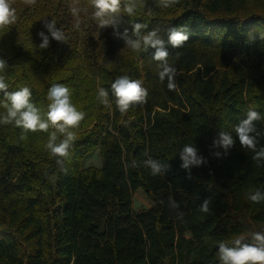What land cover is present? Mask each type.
<instances>
[{
	"label": "trees",
	"instance_id": "1",
	"mask_svg": "<svg viewBox=\"0 0 264 264\" xmlns=\"http://www.w3.org/2000/svg\"><path fill=\"white\" fill-rule=\"evenodd\" d=\"M73 1L95 11L91 0ZM67 2L13 0L17 19L0 28V58L7 63L0 74L9 91L29 87L43 114L48 89L62 83L86 113L73 129L66 171L45 147L53 129L21 140L20 128L0 124V264H221L220 242L231 248L241 236V243H251L253 233L264 234V201L248 198L257 189L264 195V160L258 166L234 130L250 108L264 116V0H179L170 8L156 0H121L117 24L108 26L120 43L125 29L137 39L134 23L148 25L141 36L159 28L167 42L171 27L188 36L180 48L166 45L175 90L167 76L161 80L152 49L96 63L95 74L76 50L59 58L44 22L55 20L59 29ZM129 2L136 5L131 17L123 12ZM41 31L49 35L44 49ZM122 75L148 90L147 102L124 115L111 93ZM100 87L111 107L97 100ZM256 125L258 147L264 146V119ZM221 132L232 136L233 146L214 144ZM185 144H194L206 163L182 168ZM96 150L101 168L85 169ZM145 151L168 165L162 175L143 166ZM139 189L151 208L133 209ZM206 199L209 213L200 211Z\"/></svg>",
	"mask_w": 264,
	"mask_h": 264
},
{
	"label": "clouds",
	"instance_id": "2",
	"mask_svg": "<svg viewBox=\"0 0 264 264\" xmlns=\"http://www.w3.org/2000/svg\"><path fill=\"white\" fill-rule=\"evenodd\" d=\"M13 0H0V28L9 26L15 23L16 10L12 7ZM26 5H34L36 0H24ZM179 3V0H156V6L159 8H170ZM91 4L95 11L93 18L98 21L99 27L104 28L108 26H115L117 24V17L121 13V0H91ZM74 15L78 16L80 9L72 8ZM136 11L134 3H125L123 12L128 16H133ZM151 11V9H149ZM79 25L77 24V27ZM44 27L47 29L52 39L57 41H64L65 36L63 31L56 27L55 20L45 21ZM147 24L134 23L132 31L137 39L133 40L128 37V30L125 29L121 38L129 49L134 52H147L152 49V59L159 62L162 67L160 78L163 80L165 76L168 77L169 90H175L174 76L176 70L169 62L168 44L173 48H180L188 40V36L183 29L171 27L168 29L167 42L161 37L160 29L153 28L145 35L141 36V29H146ZM119 35V33H115ZM39 36L42 43L39 45L41 49L49 46V35L41 31ZM7 63L0 58V73H4ZM111 93L115 97V105L119 112L124 115L128 112L130 107L135 105H142L147 102L148 90L142 86L141 80L130 79L127 75L119 76L111 84ZM0 124L14 126L22 130L20 139H26L28 132H49L46 149L50 156L55 159L56 164L60 166L62 171L64 160L69 156V149L76 140V132L73 129L77 128L80 122L84 119L86 113L80 111L71 101V91L69 87L62 83L52 84L47 92V112L41 113V110L31 102L32 91L29 87L23 86L19 90L9 91V83L6 82V76L0 74ZM109 92L107 89L100 87L98 89L97 100L105 107H111L108 99ZM264 119L260 112L249 109L246 118L243 119L239 125L235 126L234 130L239 139L240 145L243 149L249 150L253 153L252 160L258 162L264 160V146H259L258 137L261 132L258 130L256 122ZM214 144L222 146L225 149L233 146L234 140L227 132H221L219 139L214 141ZM144 155L148 157L143 160V166L150 170L152 176L162 175L163 170L168 167L167 164H162L159 160L153 159L145 151ZM180 159L182 160L181 167L189 169L190 165L200 166L206 163L204 158L198 155V149L194 144H185L179 151ZM49 179H55L49 177ZM248 198L253 202L259 203L264 201V195L257 189L249 192ZM210 200H204L200 206V211L209 213ZM244 239L241 236L234 240L235 247H226L224 242L219 243V260L221 264H264V234L256 232L252 234L251 243H241Z\"/></svg>",
	"mask_w": 264,
	"mask_h": 264
},
{
	"label": "rangeland",
	"instance_id": "3",
	"mask_svg": "<svg viewBox=\"0 0 264 264\" xmlns=\"http://www.w3.org/2000/svg\"><path fill=\"white\" fill-rule=\"evenodd\" d=\"M67 4L68 7L64 9L59 23V29L63 31L65 40L57 41L58 47H54L59 58L64 52L76 50L82 56L91 73L95 74L98 69L96 63L118 62L131 55L132 50L127 47L126 43H120L109 27H99L98 21L93 18V12L89 9L82 10V6H77L73 0H68ZM74 7L80 9L78 16L71 11ZM101 165L102 158L97 150L88 155L83 163L85 169L89 167L101 168ZM152 206L153 201L143 190L139 189L133 195L135 211L149 209Z\"/></svg>",
	"mask_w": 264,
	"mask_h": 264
}]
</instances>
